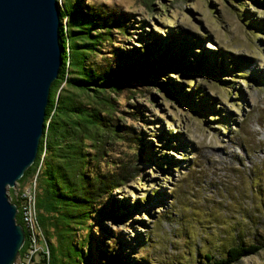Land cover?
Instances as JSON below:
<instances>
[{"label": "rangeland", "instance_id": "374dc122", "mask_svg": "<svg viewBox=\"0 0 264 264\" xmlns=\"http://www.w3.org/2000/svg\"><path fill=\"white\" fill-rule=\"evenodd\" d=\"M77 1L106 19L94 64L112 51L141 57L149 42L175 49L171 37L186 40L192 63L167 68L164 88L134 81L107 93L113 132L91 163L117 185L97 199L92 245L111 243L115 264H197L254 242L230 264H264V0ZM177 87L187 107L170 96Z\"/></svg>", "mask_w": 264, "mask_h": 264}, {"label": "trees", "instance_id": "16d2710c", "mask_svg": "<svg viewBox=\"0 0 264 264\" xmlns=\"http://www.w3.org/2000/svg\"><path fill=\"white\" fill-rule=\"evenodd\" d=\"M58 9L60 64L49 86L35 158L16 180L20 185L28 177L35 180L36 217L42 238L30 264H115L109 249L111 243L93 246L90 233L91 224L98 223L96 218L104 214L97 206V199L102 191L117 185L115 176L91 163L97 159L95 153L104 148L105 133L112 131V122L106 118L114 108L107 93L134 81L164 88L160 81L166 78L167 68L189 67L192 63L184 58L180 48L186 46V40L178 42L171 37L169 45L177 46L175 49L149 42L142 48L141 57L129 59L121 52L112 51L111 62L96 65L89 55L101 50L98 42L102 32L98 30L104 31L106 19L92 7L82 10L77 0H69L68 8L65 1L60 2ZM199 63L196 60L193 66L199 68ZM151 73L159 77L158 82L148 79ZM179 91L177 87L170 96L179 98L184 105L192 103L191 97L180 99ZM80 94L85 95V102ZM149 155L147 158L151 159ZM151 162L157 165L153 159ZM7 190L11 191V187ZM20 200L19 193L11 195L17 208L15 221L24 226ZM25 246L26 242L17 255H21ZM260 247L254 242L232 244L219 257L204 252V260L197 264H230Z\"/></svg>", "mask_w": 264, "mask_h": 264}, {"label": "water", "instance_id": "95a60500", "mask_svg": "<svg viewBox=\"0 0 264 264\" xmlns=\"http://www.w3.org/2000/svg\"><path fill=\"white\" fill-rule=\"evenodd\" d=\"M57 0H0V264L24 239L7 188L34 160L60 64Z\"/></svg>", "mask_w": 264, "mask_h": 264}, {"label": "built area", "instance_id": "2783aa9c", "mask_svg": "<svg viewBox=\"0 0 264 264\" xmlns=\"http://www.w3.org/2000/svg\"><path fill=\"white\" fill-rule=\"evenodd\" d=\"M59 3V2H58ZM27 186L24 188L22 185L14 183L11 186V191L8 192V198L11 201V195L20 194L22 200H20V212L21 219L24 224V239L22 244L26 242V246L21 255H16L14 262L12 264H30L31 257L35 254L38 249V240L42 238L41 230L38 225L36 217V208H35V180L34 177L27 182ZM17 209V208H16ZM21 244V245H22ZM40 248V247H39Z\"/></svg>", "mask_w": 264, "mask_h": 264}]
</instances>
